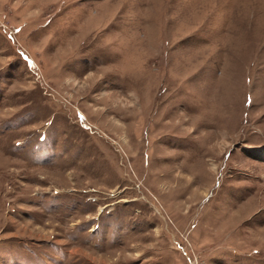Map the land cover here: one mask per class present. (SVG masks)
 <instances>
[{
  "label": "rangeland",
  "instance_id": "obj_1",
  "mask_svg": "<svg viewBox=\"0 0 264 264\" xmlns=\"http://www.w3.org/2000/svg\"><path fill=\"white\" fill-rule=\"evenodd\" d=\"M0 264H264V0H0Z\"/></svg>",
  "mask_w": 264,
  "mask_h": 264
}]
</instances>
